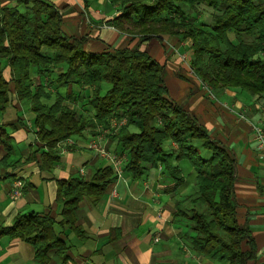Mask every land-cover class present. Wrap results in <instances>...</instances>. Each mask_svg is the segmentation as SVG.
I'll return each instance as SVG.
<instances>
[{
	"label": "trees",
	"instance_id": "1",
	"mask_svg": "<svg viewBox=\"0 0 264 264\" xmlns=\"http://www.w3.org/2000/svg\"><path fill=\"white\" fill-rule=\"evenodd\" d=\"M109 1L120 6L119 15L112 19L117 29L146 37L190 39L192 70L212 89L233 87L264 98V0ZM201 4L213 10L207 26L184 10V6ZM20 5L25 6L23 11ZM60 25L61 15L48 0H16V6L0 8V112L9 106L12 91L17 101L29 102L35 139L43 148L40 168L52 170L60 158L61 142L97 127L107 130L126 152L124 170L134 180L142 176L144 163L154 166L160 162L172 176L174 190L184 182L178 162L186 161L195 172V191L175 203V217L188 229L182 236L198 254L228 264H246L254 257L255 246L250 229L236 216L238 174L233 153L166 98L163 66L148 52L138 48L88 52L83 38L64 35ZM4 65L9 68V80L4 78ZM56 66L64 70L51 83L56 87L73 83L87 89L81 96L82 106L93 110L91 117L64 104L58 93L48 102L51 95L42 79ZM103 85L108 88L104 90ZM123 117L126 123L113 133L111 122ZM128 126L137 131H129ZM166 141L175 148L166 150ZM0 145L6 150L0 160L5 164L13 147L1 124ZM115 178L113 167L107 165L95 169L88 181L80 176L57 180L59 222L47 215L17 214L11 226H0V236L28 241L36 259L45 264L49 249L63 250L55 226L67 224L77 230L74 212L79 202L86 197L96 203ZM187 200L191 205L188 214L182 209ZM244 244L248 250H243Z\"/></svg>",
	"mask_w": 264,
	"mask_h": 264
},
{
	"label": "crops",
	"instance_id": "2",
	"mask_svg": "<svg viewBox=\"0 0 264 264\" xmlns=\"http://www.w3.org/2000/svg\"><path fill=\"white\" fill-rule=\"evenodd\" d=\"M61 15V30L69 37L83 38L84 49L92 53L138 48L163 66L166 98L180 106L233 153L238 180L235 198L237 220L250 229L254 257L246 264H264V164L252 125L264 127V98L251 96L238 88L212 89L197 77L191 67V41L176 35L146 37L117 29L112 19L120 6L109 0H48ZM16 6V0H0V8ZM23 11L25 6H17ZM64 70L56 66L42 82L51 95L63 96V103L75 107L84 104L81 96L87 89L73 83L56 87L51 81ZM3 75L9 80V68ZM12 88V86L10 85ZM107 85H103L106 90ZM85 101V100H84ZM27 101H17L10 92V104L0 112V124L11 138L13 153L5 164L0 162V226H11L17 214L36 213L61 220V206L56 202V181L80 176L91 179L95 169L113 161L98 155L90 146L99 134L100 146L117 159L119 174L108 184L103 196L90 203L83 198L74 212V226L56 225L55 232L63 250L47 251L45 264H228L192 250L185 238L187 227L176 217V201L194 193L195 172L186 161L178 162L184 182L172 189L174 180L157 162L143 164L139 179L124 170L128 156L117 141L93 128L59 144V160L52 170H42L41 143L34 135V114ZM83 108H90L89 106ZM93 115V110L90 108ZM131 132L137 131L128 126ZM37 148L39 150L35 151ZM164 148L174 149L171 141ZM6 150L0 145V160ZM202 155L208 152L201 150ZM19 190L18 195L13 192ZM243 245V250H248ZM0 264H41L34 247L21 238L0 236Z\"/></svg>",
	"mask_w": 264,
	"mask_h": 264
},
{
	"label": "built area",
	"instance_id": "3",
	"mask_svg": "<svg viewBox=\"0 0 264 264\" xmlns=\"http://www.w3.org/2000/svg\"><path fill=\"white\" fill-rule=\"evenodd\" d=\"M125 123H126V118L125 117H123L119 121L113 120L111 122V127L113 129V133H115ZM102 131L108 133V131L105 130V129H102ZM252 131H253V133L255 135V138L257 140L258 147L261 150L262 161H263V164H264V127H262L260 125H252ZM90 146L97 154L111 159L113 161V165H114V169L116 170V173L119 174L118 166H117V163H118L117 159H115L114 156L109 155L105 151V149L100 146V138H99V136H95L91 140ZM13 194L15 196L18 195L19 194V190H15L13 192Z\"/></svg>",
	"mask_w": 264,
	"mask_h": 264
},
{
	"label": "rangeland",
	"instance_id": "4",
	"mask_svg": "<svg viewBox=\"0 0 264 264\" xmlns=\"http://www.w3.org/2000/svg\"><path fill=\"white\" fill-rule=\"evenodd\" d=\"M184 10H185V13L189 17H191V19H193L194 21H196L200 25L207 26L211 22V15L213 13V10L211 8L203 5V4L196 5V6L192 7V8H188V7H185L184 6ZM229 37H230V39L232 41H236L235 40V37H234V35L232 33L229 34ZM205 85L208 88L210 87L206 83H205ZM263 102H264V100H263ZM77 105H78L77 108L79 110L81 109L82 111L85 112V114H84L85 117H91L92 116V111L90 110V108H83V106L80 105V103L77 104ZM96 136H99V134H96ZM101 137H103V136H99V138H101ZM190 207H191V205H190L189 201L188 200L185 201L184 204H183V206H182V209H183L184 213L188 214L189 213L188 210L190 209Z\"/></svg>",
	"mask_w": 264,
	"mask_h": 264
}]
</instances>
